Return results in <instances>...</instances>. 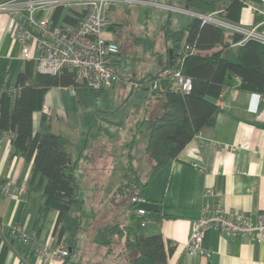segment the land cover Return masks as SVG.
I'll return each instance as SVG.
<instances>
[{"label": "crops", "instance_id": "crops-1", "mask_svg": "<svg viewBox=\"0 0 264 264\" xmlns=\"http://www.w3.org/2000/svg\"><path fill=\"white\" fill-rule=\"evenodd\" d=\"M170 4L176 3L157 5ZM69 11L62 10L60 16ZM10 17L8 12L0 11V95L7 86L14 85L18 73L31 61L21 58V44L7 27ZM16 20L18 24L22 21L18 17ZM57 23H63L62 17ZM237 24L245 28L257 26L264 34V0L248 1L241 9ZM261 45L264 49V44ZM239 82L235 75L228 77L216 101L218 111L214 122L192 137L177 159H171L150 179L149 175L144 179L149 181L138 207L149 212L159 211L166 217L159 222L144 219L137 216L133 204V215L129 223L125 221L134 240L140 232L160 233L165 247L173 246L167 264H264V241L229 238L213 228L206 230L203 237V246L209 255L185 252L189 231L205 205L233 214H251L253 219L258 215L264 218V96L240 89ZM75 103L71 87L49 88L42 109L32 113L33 130L39 129L42 113L50 118V123L55 114L69 124L68 114L74 112ZM11 136L0 130V249L5 245L8 248L3 264H74L66 259L60 262L54 256L53 228L57 211L44 213L42 183L39 189L30 187L29 190L31 161L20 154L11 155ZM68 138L75 143V137ZM87 152L83 154L89 159ZM72 153L75 159L74 145ZM33 232L37 236L35 245L46 249V255L39 256L26 240ZM66 245L70 252L67 241ZM109 256L104 254L105 259ZM128 259L127 254L120 253L115 264H131ZM93 262L110 264L107 260L91 259L90 263Z\"/></svg>", "mask_w": 264, "mask_h": 264}, {"label": "trees", "instance_id": "trees-1", "mask_svg": "<svg viewBox=\"0 0 264 264\" xmlns=\"http://www.w3.org/2000/svg\"><path fill=\"white\" fill-rule=\"evenodd\" d=\"M248 1L250 0H184L182 4L180 0V5H170L202 14L216 11L223 18L237 23L241 9ZM62 10L61 7L55 8L51 16L54 24L61 17L64 23L76 24L83 15L82 10L75 8L60 16ZM162 32L166 39L165 52H160V66L148 81L152 92L161 100L160 110L144 119L149 122L144 147V153L152 162L149 179L171 159H177L185 144L203 127L214 122L218 111L216 101L221 96L228 77L235 75L240 79V89L264 96V49L259 41H242L240 33L203 23L194 15L184 25L174 28L171 27L169 18L167 24L162 25ZM185 44L192 49L182 55V60L176 67L191 79L189 91L181 93L172 90L166 79L158 80L153 88L151 83L157 79V74L163 68L173 65L176 51ZM55 86L71 87L80 107H86L91 98L97 97L104 90L91 88L80 81L74 71L62 69L55 74L42 73L34 69L32 60L27 61L14 83V87L19 88L17 94H10L7 86L0 95V130L12 135L11 155L20 154L25 160L31 161L28 187L29 190L30 187L39 189L43 184L44 213L57 211L53 228L56 239L65 235L67 241V230L73 227L74 231H71L75 234L71 235V254L78 247L76 232L79 217H73L70 212L76 207L75 204H81L74 174L77 162L72 153L73 141L52 132L50 118L45 113L41 114L39 129L34 131L32 126V113L42 109L46 91ZM126 167L135 169L132 159ZM131 174L133 175L129 177L128 172L125 173V179L114 191V200L125 199L127 195L130 198L133 195L143 196L149 179L143 180L135 173ZM163 217L166 215L159 211H151L146 215V219L155 222L161 221ZM115 238L124 239V247L129 251H136L135 255L127 254L131 264H167V258L173 249L170 244L165 247L160 233L147 235L140 232L137 240H134L130 226L119 221L98 227L92 240L104 246L105 253L110 254L114 249ZM7 250L6 245L0 249V264L4 262Z\"/></svg>", "mask_w": 264, "mask_h": 264}, {"label": "rangeland", "instance_id": "rangeland-1", "mask_svg": "<svg viewBox=\"0 0 264 264\" xmlns=\"http://www.w3.org/2000/svg\"><path fill=\"white\" fill-rule=\"evenodd\" d=\"M161 2L180 5V0H140L108 8L107 32L104 31L103 35L120 47L116 61L119 79L113 83H118L117 86L100 91L97 97L88 101L86 107L75 103L73 114H68L69 124L62 122L55 114L52 117L51 131L75 137L73 145L77 150L74 174L81 204L74 203L75 210H71L70 214L79 217L76 232L79 245L69 255V263L91 264L90 260L96 259L115 264L118 253L136 254V251L124 247V239L115 238L113 253H110L113 256L105 259L106 248L91 240L98 227L105 223H129L134 207L130 203V196L126 194L125 199H113L115 189L125 179V173L128 172L130 177L133 172L144 180L151 171L152 164L149 163L152 162L144 153L149 122L144 119L160 110L161 100L152 92L148 81L160 66V52H165L166 39L162 25L167 24L170 18L171 27H179L194 15L157 5ZM59 7L65 11L77 8ZM132 82L137 86L132 87ZM84 151H88L89 159L84 157ZM131 159L134 170L126 167ZM69 228L66 234L70 246L74 229ZM54 238L57 240L55 235ZM36 240L37 236L34 242H28L35 252L41 248L35 245Z\"/></svg>", "mask_w": 264, "mask_h": 264}, {"label": "built area", "instance_id": "built-area-1", "mask_svg": "<svg viewBox=\"0 0 264 264\" xmlns=\"http://www.w3.org/2000/svg\"><path fill=\"white\" fill-rule=\"evenodd\" d=\"M140 0H0V11L8 12L11 17L7 27L21 44V58L32 60L34 69L42 73L55 74L65 69L74 71L80 81L93 89L109 88L119 79L116 67L119 45L107 40L103 33L108 25V8L116 4L139 2ZM145 2V1H143ZM148 2V1H146ZM73 8L77 6L83 15L76 24L56 23L51 20L55 8ZM169 8L180 9L175 6ZM183 12H188L181 9ZM196 15L202 22L211 23L228 31L240 33L242 41L255 39L264 44V34L257 26L245 28L231 22L216 11L208 14L188 12ZM16 17L22 21L17 23ZM192 48L182 45L177 51L173 65L160 70L157 79L151 83L154 88L158 80H168L172 90L186 93L190 89L191 79L183 75L176 65L181 62L182 55ZM36 52V54L34 53ZM137 84L132 82L131 86ZM150 85V84H149ZM19 88L9 86V93L17 94ZM196 166V164H193ZM130 202L135 205L137 216L144 217L149 211L138 207L142 197L133 195ZM144 223H142L143 225ZM213 228L229 238H251L264 241V218L251 214H233L225 209H210L204 206L201 215L193 223L185 244V252L189 254L209 255L203 246L204 232ZM65 236V235H64ZM55 240L54 256L63 262L69 255L65 237ZM36 233L26 236L28 242H34ZM39 256L47 254L46 249L38 248Z\"/></svg>", "mask_w": 264, "mask_h": 264}, {"label": "water", "instance_id": "water-1", "mask_svg": "<svg viewBox=\"0 0 264 264\" xmlns=\"http://www.w3.org/2000/svg\"><path fill=\"white\" fill-rule=\"evenodd\" d=\"M180 9H184V8H180ZM186 11H188V12H193V11H190V10H187V9H185ZM169 52H171V49L169 50ZM208 100H211L212 102L214 101L212 98H210V97H206Z\"/></svg>", "mask_w": 264, "mask_h": 264}]
</instances>
